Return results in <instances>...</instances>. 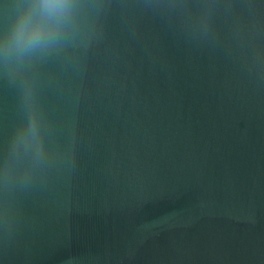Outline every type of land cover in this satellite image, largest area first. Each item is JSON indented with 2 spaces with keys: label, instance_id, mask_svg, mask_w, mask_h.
I'll return each instance as SVG.
<instances>
[{
  "label": "clouds",
  "instance_id": "9594fccd",
  "mask_svg": "<svg viewBox=\"0 0 264 264\" xmlns=\"http://www.w3.org/2000/svg\"><path fill=\"white\" fill-rule=\"evenodd\" d=\"M53 6H57V5H53ZM25 28H26V20L22 18L18 24V33L22 37L26 36L30 42L36 43V42L40 41V39H41V30L40 29L36 28V29H33L29 33H25Z\"/></svg>",
  "mask_w": 264,
  "mask_h": 264
}]
</instances>
